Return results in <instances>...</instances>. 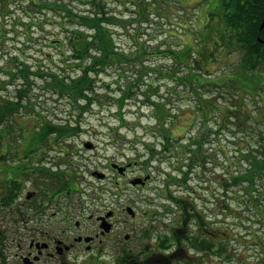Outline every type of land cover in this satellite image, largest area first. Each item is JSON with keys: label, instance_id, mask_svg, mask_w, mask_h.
<instances>
[{"label": "rangeland", "instance_id": "rangeland-1", "mask_svg": "<svg viewBox=\"0 0 264 264\" xmlns=\"http://www.w3.org/2000/svg\"><path fill=\"white\" fill-rule=\"evenodd\" d=\"M91 1L66 0L69 7L79 14L94 11ZM95 3L105 5L109 16L115 17L111 29L120 52L132 57L140 48L149 51L143 59L146 68L150 69L143 79L148 85L147 90L152 93L153 101L166 103L163 111L176 117L175 123L171 119L166 121V134L182 146L192 139L204 141V164H197L186 187L172 188L174 195L190 206L195 203L200 209L214 208L222 201L223 188L212 179L224 173H245L253 162L252 158L246 157L250 153L255 156L259 152L264 157V66L257 70L244 68L236 37L232 36L233 30L226 26L224 20V0H96ZM96 9L99 10L98 7ZM60 18L56 11L37 13L36 6L28 0H0L1 103L7 98H16L17 90L27 87L23 80L9 82L10 66L16 65L17 59L33 71L41 66L46 71L65 76L81 74V68L75 63L64 62L65 49L54 46V40H63L67 46V37L74 28L66 20L61 22ZM21 19L27 23L33 20L34 24L40 19L42 24L25 28L20 24ZM27 38L33 42L25 45ZM156 48L170 50L173 57L156 56ZM125 69L124 73L122 67L116 65L97 76L98 102L82 115L70 96L60 95L50 80L33 75L32 87L15 116V135L7 132L11 118H7L5 123L8 141H15L12 138L16 139L21 130L19 144L38 142L39 131L44 132L47 123H71L79 127L77 133L64 137L60 142L55 141V134L45 142L59 143L57 149L68 150L70 169L81 172L73 188L80 192L72 195L71 208L78 202L87 205L97 188L102 186L105 192L101 201L107 203L115 199L114 181H100L90 174L96 170L106 174L103 168L109 159L122 165L138 162L133 174L139 175L142 171L154 174L153 189L163 186L166 173L181 175L177 160L171 155L161 159L157 154L160 162L155 159L151 167L144 164L150 155L148 147L154 148L155 153L163 152L160 149L164 138L157 124V108L137 90L136 96L128 100L123 111L119 112L117 98L127 83L133 84L141 72L137 61ZM87 143H92L94 148H86ZM218 146L226 148L227 157L214 153ZM57 149L55 158L59 157ZM189 153L185 159L190 158ZM262 157L258 155V159ZM257 185L264 189L263 175ZM245 186L242 183L231 186L230 190H242ZM193 191V196L188 194ZM240 197L247 199L242 193ZM119 198L123 202H135L137 199V209H133L137 212L153 205L149 199H156L157 195L154 190L129 191ZM58 199L66 201L62 195ZM231 206L245 212L240 208L241 204L231 202ZM83 219L86 220V216ZM245 225L254 223L246 222Z\"/></svg>", "mask_w": 264, "mask_h": 264}, {"label": "flooded vegetation", "instance_id": "flooded-vegetation-1", "mask_svg": "<svg viewBox=\"0 0 264 264\" xmlns=\"http://www.w3.org/2000/svg\"><path fill=\"white\" fill-rule=\"evenodd\" d=\"M0 111V264H264V189L257 185L261 174L253 167L213 178L223 188L222 201L200 209L195 203L186 207L178 197L170 205L163 190L152 188L154 174H133L135 162L124 164L132 163L121 173L113 167L118 163L109 159L105 178L100 180L97 170L90 174L100 181L112 179L115 199L104 203L103 193L95 191L87 205L78 202L71 208L72 195L80 192L71 190V176L78 178L81 172L70 169L68 150L57 149L59 143L8 141L7 119ZM217 152L227 157L225 147L218 146ZM180 157L183 160L185 153ZM246 157L255 158L251 153ZM179 180L175 187L188 185ZM242 183V190H230ZM99 189L105 192V187ZM150 190L157 195L149 199L153 205L135 215L127 208L137 209L138 200L119 198L129 191ZM60 195L66 201L61 202ZM231 202L245 212L234 210Z\"/></svg>", "mask_w": 264, "mask_h": 264}, {"label": "trees", "instance_id": "trees-1", "mask_svg": "<svg viewBox=\"0 0 264 264\" xmlns=\"http://www.w3.org/2000/svg\"><path fill=\"white\" fill-rule=\"evenodd\" d=\"M28 1L32 6H36L37 13L42 14L46 11H56L61 16V22L66 20V22L74 26L71 34L67 37L69 38L67 46L63 40H54L53 43L54 46L65 49L63 51L64 62L75 63L81 68V74L75 77L70 75L65 76L53 71H46L41 66H39L37 71H33L29 65L17 59L16 65L10 66L9 75L11 76V80L9 82L23 80L27 87L18 89V96L16 98H7L0 108L3 111L4 118H11L7 129L8 134L15 135L16 133L15 116L20 108L23 107L22 101L27 96L28 89L32 87L31 80L33 75L50 80L49 83L52 84L60 95L70 96L74 104L80 108L82 115L90 111L92 105L98 102L96 100L98 96L96 87L98 75L107 72L109 68L116 65L121 66L125 73V67L130 65L131 62L137 61L141 72L133 84L128 82L126 87L122 89V94L117 98L116 104L119 112H122L128 100L135 97L138 91L145 100L152 102L157 108V124L164 138L163 146L160 149L163 152L159 151L155 153L154 148L148 147L150 155L144 161V164L147 167H151L155 159H158L160 162L161 159L168 158L170 155L176 158L177 169L180 170L181 175L175 176L173 173H166L165 184L163 187H160L166 193L170 205H175L177 197L174 195L172 189L175 183L180 181L179 178H181L182 182L188 183L190 181V174H192L197 164H204L206 160L202 152L203 140L195 141L192 139L188 144L182 146L178 144V140L166 134V121L171 119L175 123L176 117L172 113L168 114L166 111H163V105H166V103L153 101L152 93L147 90L148 85L143 79L150 69L146 68L143 59L146 58L149 51L145 48H140L139 52L132 57L120 52L116 46L113 37L114 33L111 29V24L116 19L113 16H109L105 5L96 4V0L91 1L95 9L89 14L75 13L69 7L66 0ZM223 5L225 9L224 20L226 26L233 30L234 34L232 36L236 37L238 42L237 47L241 53V61L244 68L247 70L261 69L264 66V28L260 29L264 18V0H224ZM97 7L99 10L96 9ZM20 24L25 28H31L32 26H41L42 21L37 19V24H34L33 20L27 23L21 19ZM28 42H33V39L27 38L25 45ZM155 53L156 56L168 55L173 57L170 50L166 49L156 48ZM78 130L79 127L73 126L71 123L66 125H49L47 123L46 130L44 132L39 131L38 143H45L51 134H55V141L60 142L64 137L75 134ZM20 131L16 139L13 137L12 140L18 141ZM188 151H190V158L185 159ZM183 152L185 153V158L182 160L180 154ZM157 154L161 155V159ZM252 159L251 167L254 168L253 170L257 174L264 176V157L258 159V155H255V158ZM185 161H187L186 164ZM75 181H77V176L72 175L70 180L72 191ZM96 191L100 194L104 193L99 188ZM189 206L187 203L186 207Z\"/></svg>", "mask_w": 264, "mask_h": 264}, {"label": "water", "instance_id": "water-1", "mask_svg": "<svg viewBox=\"0 0 264 264\" xmlns=\"http://www.w3.org/2000/svg\"><path fill=\"white\" fill-rule=\"evenodd\" d=\"M263 28H264V18H263V21H262V24H261L260 29H263ZM86 148H88V149H92V148H93V145H92L91 143H88V144H86ZM128 166H130V164H129ZM113 167L116 168V169H118L121 173H122L124 170H126V168H127V167H125V166L120 167V166L117 165V164H114ZM95 174H98V177H99L100 179L105 178V174H104V173L96 172ZM138 182H139L138 180H137V181H133V182H132V185H136ZM127 211H128L130 214L135 215L134 210H133L132 208H130V207L127 208Z\"/></svg>", "mask_w": 264, "mask_h": 264}]
</instances>
